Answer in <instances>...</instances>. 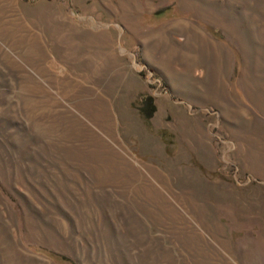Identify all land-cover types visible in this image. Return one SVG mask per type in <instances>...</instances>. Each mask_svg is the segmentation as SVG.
<instances>
[{"label":"rangeland","instance_id":"obj_1","mask_svg":"<svg viewBox=\"0 0 264 264\" xmlns=\"http://www.w3.org/2000/svg\"><path fill=\"white\" fill-rule=\"evenodd\" d=\"M0 264H264V0H0Z\"/></svg>","mask_w":264,"mask_h":264},{"label":"trees","instance_id":"obj_2","mask_svg":"<svg viewBox=\"0 0 264 264\" xmlns=\"http://www.w3.org/2000/svg\"><path fill=\"white\" fill-rule=\"evenodd\" d=\"M142 106L139 108V114L144 119H149L154 112V105L152 103V98L150 97H143L142 98Z\"/></svg>","mask_w":264,"mask_h":264}]
</instances>
